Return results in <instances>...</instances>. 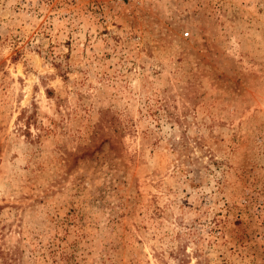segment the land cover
<instances>
[{"label":"rangeland","instance_id":"obj_1","mask_svg":"<svg viewBox=\"0 0 264 264\" xmlns=\"http://www.w3.org/2000/svg\"><path fill=\"white\" fill-rule=\"evenodd\" d=\"M0 264H264V0H0Z\"/></svg>","mask_w":264,"mask_h":264},{"label":"trees","instance_id":"obj_2","mask_svg":"<svg viewBox=\"0 0 264 264\" xmlns=\"http://www.w3.org/2000/svg\"><path fill=\"white\" fill-rule=\"evenodd\" d=\"M26 124L28 126L29 122H27ZM101 126H102V123L98 126V130H100L99 127L101 128Z\"/></svg>","mask_w":264,"mask_h":264},{"label":"built area","instance_id":"obj_3","mask_svg":"<svg viewBox=\"0 0 264 264\" xmlns=\"http://www.w3.org/2000/svg\"><path fill=\"white\" fill-rule=\"evenodd\" d=\"M186 36H188V34H186Z\"/></svg>","mask_w":264,"mask_h":264}]
</instances>
